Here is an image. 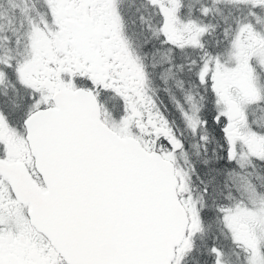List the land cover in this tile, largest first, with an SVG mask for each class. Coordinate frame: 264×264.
Here are the masks:
<instances>
[{
  "label": "snow or ice",
  "instance_id": "1",
  "mask_svg": "<svg viewBox=\"0 0 264 264\" xmlns=\"http://www.w3.org/2000/svg\"><path fill=\"white\" fill-rule=\"evenodd\" d=\"M0 264H264V0H0Z\"/></svg>",
  "mask_w": 264,
  "mask_h": 264
}]
</instances>
